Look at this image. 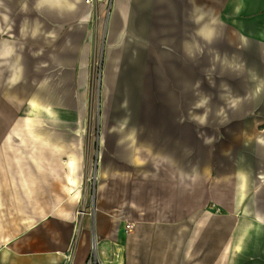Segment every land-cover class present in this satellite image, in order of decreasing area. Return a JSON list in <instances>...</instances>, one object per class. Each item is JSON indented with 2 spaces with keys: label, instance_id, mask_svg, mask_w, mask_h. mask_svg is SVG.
<instances>
[{
  "label": "crops",
  "instance_id": "crops-1",
  "mask_svg": "<svg viewBox=\"0 0 264 264\" xmlns=\"http://www.w3.org/2000/svg\"><path fill=\"white\" fill-rule=\"evenodd\" d=\"M13 1L0 7V38L14 45L0 70L20 66L0 117V264H88L93 254L104 264H264V0ZM200 10L212 34L189 28ZM98 50L101 135L86 131ZM208 67L215 85L238 83L231 115L216 103L186 108ZM162 99L166 111H144Z\"/></svg>",
  "mask_w": 264,
  "mask_h": 264
},
{
  "label": "rangeland",
  "instance_id": "rangeland-1",
  "mask_svg": "<svg viewBox=\"0 0 264 264\" xmlns=\"http://www.w3.org/2000/svg\"><path fill=\"white\" fill-rule=\"evenodd\" d=\"M2 1V0H1ZM5 1V0H4ZM7 1H11L12 2V4L14 3V1L13 0H7ZM113 0H107L106 1V3L108 2V4H109V6H112L113 4H111V3H113L112 2ZM230 5H229V7H231V6H236V4L234 3V2H232L231 0H230ZM219 4H220V0H219ZM224 5L226 6V4H224V2H223V7H224ZM218 8V7H217ZM216 8V6L213 8V13H212V16L215 18V20L217 21L219 18H222L221 17V13H223V11H219L218 9ZM222 8V7H221ZM233 11H235V10H233ZM218 12V13H217ZM34 15V14H33ZM32 16V15H31ZM222 16H225V15H222ZM24 17H26V16H24ZM43 16H40V17H30L31 18V20L33 19V20H36L37 21V23L39 24V20L42 18ZM199 17V16H198ZM198 17H197V20L196 19H193L190 23H189V28L190 29H195L196 30V33H198L199 35L200 34H203V33H201L202 31H201V28H202V26H203V24H204V22H205V20H203V21H201L202 19L201 18H199L198 19ZM204 17V19L205 18H207V17H205V15L203 16ZM227 16H225L224 17V21H223V23L224 24H226V22H225V18H226ZM28 18V17H27ZM24 19V18H23ZM221 20V19H220ZM208 21H210L209 19H208ZM237 18H232L231 17V19H230V23H229V26L230 27H237ZM183 26L185 27L186 26V22L185 21H183ZM233 30H235V29H233ZM236 31V30H235ZM202 39H203V37H200L199 38V40H200V42L198 41V43H197V46H198V51L200 52V48H202V49H206L205 48V45L207 44L206 43V36L204 37V40H203V42H202ZM106 46H105V44H104V48H105ZM188 49V48H187ZM192 49V48H191ZM203 50V51H204ZM99 51V50H98ZM97 51V52H98ZM201 53L203 54L204 52H202L201 51ZM206 56V57H205ZM204 57H202V58H200V59H205V58H207V55H205ZM184 59H185V61H187L188 60V66H189V68L188 69H190V72H191V76L193 77V72L191 71V69H192V66H194L195 65V67L196 66H198L197 64V61L198 60H195L194 62H192L190 59H193V58H191V54H189V52H185V54H184ZM193 63H195V64H193ZM92 64V63H91ZM90 68H91V66H90ZM235 69V68H234ZM238 70H242V69H238ZM4 72H3V74H1V77H0V117H1V119L2 120H5V118L6 117H8L9 116V111H10V108H9V103L7 102V99H9L10 97H11V95L13 94V93H16V94H18L19 92H18V90H16V89H14V87H13V85H8L7 84V80H8V78L10 77V75H7V71L6 70H3ZM105 75H107L106 73L104 74V81H103V84H105V80H106V76ZM201 76L202 77H204V78H202L201 79V81L202 82H207V83H209V84H204V83H202L201 85H200V88H198V89H196V93H198L199 95H200V97H201V99H202V101H200L201 99H197V97L195 98L194 97V100L193 101H191L190 102V104H187V109H193V110H196L195 111V113L196 114H198L199 112H201L202 110H205V111H207V110H209L210 108H211V105L212 104H214V103H216L215 105L218 107V108H225V112H227L228 114H232V113H234L233 111H235L236 109H237V107H239V106H241V105H239L240 104V102L241 101H239V103H237V104H233V101H234V97L233 98H231V96L230 95H232L233 93L236 95V96H240L241 94H240V92H239V90H237V88H236V86L238 85V83L236 84L235 82H233V84H228V85H226L225 83L224 84H217V85H215L214 83L216 82L215 80H214V77H215V74H214V70H212V69H210L209 67L208 68H206V69H203L202 68V70H201ZM237 74L235 75L234 74V76H233V79L234 78H237ZM241 76L239 75V77L238 78H240ZM92 79H93V76H92V74H90V76H89V85H90V90H91V86H92ZM242 79V78H241ZM213 80V81H212ZM212 82H214V83H212ZM238 82V81H237ZM211 83V84H210ZM24 86V84L22 85V87ZM106 84H105V89H106ZM15 88H17V87H15ZM228 88V89H227ZM25 88L23 87V90H24ZM175 92V94H177V90H178V92H179V89L180 88H178V87H175V88H172ZM218 89V91L220 92V94H221V92H227L228 91V93H229V96H230V98H225L224 96H222V94L220 95V94H218V95H220L221 97H218V100H216L215 98H212L213 96L212 95H210L212 92H213V90H217ZM227 89V90H226ZM103 91H104V88H103ZM188 91V89L186 88V92ZM183 92H184V89H182L181 90V93H179V95H181L182 96V94H183ZM22 94H24V92L22 93ZM159 94H161V91H160V93ZM102 95H103V92H102ZM163 95H166V93L165 94H163ZM29 96H25V95H22V96H20V100H22L23 102L24 101H26V98H28ZM30 98V97H29ZM178 98V97H177ZM33 99V98H32ZM106 100H107V98H105ZM89 100H90V109H89V118H91V125H86L87 127H86V131L88 132L91 128H92V132H95L96 134L97 133H102V131H103V129H104V131H105V128H106V123H105V125H104V123H103V119L105 118V116H104V113H103V110H102V112H98V108H97V104H96V100H95V102L92 100V97H91V91H90V93H89ZM104 100V99H103ZM174 100L176 101V99H175V97L173 96L172 97V101H173V103L171 104V106L174 108V110H185L184 108H185V105L186 104H184V102L183 101H181V103H174ZM183 100V99H182ZM215 100V101H214ZM162 101H163V99L160 101V103H155L154 105H152V104H150V103H146L145 104V106H144V111H146V112H154V111H166V108H165V106H164V104L162 103ZM104 102H105V100H104ZM108 100L105 102V110H104V112H106V107H107V105H108ZM187 102V101H186ZM103 108H104V105H103ZM235 108V109H234ZM172 109V108H171ZM229 109H231L230 111H229ZM23 110H25V108L23 109ZM199 111V112H198ZM229 111V112H228ZM198 112V113H197ZM244 113L245 112H243V111H237V113H236V125H235V127H236V130L237 131H239L240 130V123H241V120L243 119V116H244ZM102 117V118H101ZM229 116L228 115H226V116H221V121H222V123H221V125H224V123H226V120H223V119H227ZM103 120V121H102ZM102 121V122H101ZM204 125H207V124H211V117L210 116H206L205 117V119H204ZM210 129V131H207V132H205V136H206V140H208V141H212V129L211 128H209ZM236 138H239V132L237 133V137ZM225 151V148H224V150H223V152ZM207 152L209 153V157H211L210 158V160H211V163H213L214 161L212 160V157H213V154H212V150L211 149H209V148H207ZM226 153V152H225ZM229 153V151H227V154ZM218 160V159H217ZM94 164H96V156H94ZM242 183H244V181L242 182ZM242 183H240V185L242 186Z\"/></svg>",
  "mask_w": 264,
  "mask_h": 264
},
{
  "label": "built area",
  "instance_id": "built-area-1",
  "mask_svg": "<svg viewBox=\"0 0 264 264\" xmlns=\"http://www.w3.org/2000/svg\"><path fill=\"white\" fill-rule=\"evenodd\" d=\"M95 0H86V3H90V2H94ZM103 55L102 52L98 51L95 56L94 59L92 61L91 64V74L93 76L92 79V86H91V97L92 100L95 102L96 100V104L98 105V112H102L103 109V105H104V100H103V88H104V84H103V79H104V74H105V68H104V64H103ZM95 99V100H94ZM102 118V117H101ZM101 135V133H100ZM100 143V141H99ZM100 148V145L99 147ZM99 158H100V150H99V155L97 156V161L96 164L99 163ZM95 175L92 176L91 179H95ZM85 210L82 209L80 212L85 213ZM127 230H133L134 228V224L132 222H127L126 226ZM94 250H96V246L94 245ZM88 264H104L101 260H99V258L97 257L96 254H93L90 256V258L88 259Z\"/></svg>",
  "mask_w": 264,
  "mask_h": 264
},
{
  "label": "bare ground",
  "instance_id": "bare-ground-1",
  "mask_svg": "<svg viewBox=\"0 0 264 264\" xmlns=\"http://www.w3.org/2000/svg\"><path fill=\"white\" fill-rule=\"evenodd\" d=\"M43 1H50L51 3H61V0H43ZM2 1L0 0V7H1ZM1 10V8H0ZM206 11L205 10H200L199 14H198V18L203 19L204 15H205ZM0 15H2V11H0ZM4 19L5 21H7L6 19H8L7 15H4ZM202 32L206 33V34H212V32L215 30V26L211 25L209 22H204L202 28H201ZM3 31V24H2V19L0 17V32ZM13 43L11 41V39L9 38H0V58H9L10 54L14 52V47H13ZM17 59L16 60H12L11 62H9V66L11 68L12 71V75L9 77L8 79V83H13L16 81L18 74H19V70H20V66L17 64ZM2 71L0 70V77H1ZM238 103V99L236 97H234V101L233 104H237ZM37 106V103L31 99L30 101V107L31 109H35V107Z\"/></svg>",
  "mask_w": 264,
  "mask_h": 264
}]
</instances>
